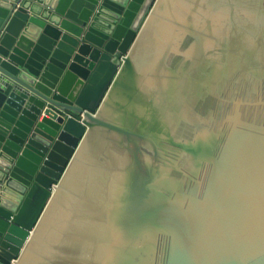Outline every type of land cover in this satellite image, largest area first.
I'll use <instances>...</instances> for the list:
<instances>
[{"label":"water","instance_id":"95a60500","mask_svg":"<svg viewBox=\"0 0 264 264\" xmlns=\"http://www.w3.org/2000/svg\"><path fill=\"white\" fill-rule=\"evenodd\" d=\"M0 264H264V0H0Z\"/></svg>","mask_w":264,"mask_h":264}]
</instances>
